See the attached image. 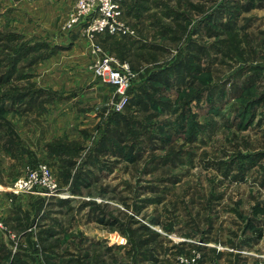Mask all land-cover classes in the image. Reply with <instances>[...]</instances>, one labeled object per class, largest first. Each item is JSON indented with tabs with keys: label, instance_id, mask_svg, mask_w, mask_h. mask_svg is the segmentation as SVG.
Returning <instances> with one entry per match:
<instances>
[{
	"label": "rangeland",
	"instance_id": "obj_1",
	"mask_svg": "<svg viewBox=\"0 0 264 264\" xmlns=\"http://www.w3.org/2000/svg\"><path fill=\"white\" fill-rule=\"evenodd\" d=\"M57 2L0 0V146L31 145L3 209L44 164L76 227L55 264H264V0H124L118 34ZM106 58L133 75L120 111Z\"/></svg>",
	"mask_w": 264,
	"mask_h": 264
},
{
	"label": "crops",
	"instance_id": "obj_2",
	"mask_svg": "<svg viewBox=\"0 0 264 264\" xmlns=\"http://www.w3.org/2000/svg\"><path fill=\"white\" fill-rule=\"evenodd\" d=\"M57 6L65 17L73 9L71 0H58ZM14 132H18L20 138L8 133L7 140L0 146L1 185L11 183L21 175L17 172V166L30 159L28 153L31 145L26 138L27 128L23 126ZM11 198L15 202L13 208L7 211L3 208L8 205V196L0 193V216L10 221L9 227L18 237L15 245L0 229L1 264H55L54 257L61 255V248L73 247V232H76V227L64 224L60 219L62 215L57 213L59 211H54L58 198L37 193Z\"/></svg>",
	"mask_w": 264,
	"mask_h": 264
},
{
	"label": "built area",
	"instance_id": "obj_3",
	"mask_svg": "<svg viewBox=\"0 0 264 264\" xmlns=\"http://www.w3.org/2000/svg\"><path fill=\"white\" fill-rule=\"evenodd\" d=\"M74 8L64 23V28L74 26H89L92 30L108 34L126 33L127 27L122 20V3L124 0H72ZM97 72L104 76L105 82L115 89L116 101L114 107L120 111L129 102L128 93L131 87L132 72L127 65L106 58L97 67ZM11 191L18 193L54 194L57 190L51 171L47 165L32 167L26 175L18 178L11 186ZM47 193V194H48ZM1 225V224H0Z\"/></svg>",
	"mask_w": 264,
	"mask_h": 264
}]
</instances>
